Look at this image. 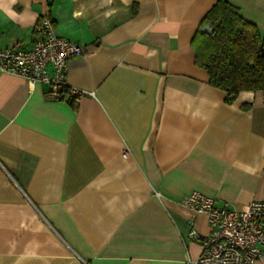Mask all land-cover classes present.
I'll return each mask as SVG.
<instances>
[{
	"label": "crops",
	"instance_id": "1",
	"mask_svg": "<svg viewBox=\"0 0 264 264\" xmlns=\"http://www.w3.org/2000/svg\"><path fill=\"white\" fill-rule=\"evenodd\" d=\"M219 1L264 39V0H0V49L30 48L47 12L86 93L0 71V264H186L210 227L185 197L264 201V95L228 103L195 63Z\"/></svg>",
	"mask_w": 264,
	"mask_h": 264
},
{
	"label": "built area",
	"instance_id": "2",
	"mask_svg": "<svg viewBox=\"0 0 264 264\" xmlns=\"http://www.w3.org/2000/svg\"><path fill=\"white\" fill-rule=\"evenodd\" d=\"M35 33L30 48L15 45L0 49V71L32 84L44 85L54 98L66 90L74 101H78L86 93L67 88L66 76L69 60L81 56L83 47L59 37L47 12L41 15ZM260 92L264 95V89ZM183 205L204 214L210 227L207 236L190 231L189 237L200 242L202 252L186 264L264 262V201H253L245 210L238 211L227 203L217 206L214 199L193 192L184 198Z\"/></svg>",
	"mask_w": 264,
	"mask_h": 264
},
{
	"label": "trees",
	"instance_id": "3",
	"mask_svg": "<svg viewBox=\"0 0 264 264\" xmlns=\"http://www.w3.org/2000/svg\"><path fill=\"white\" fill-rule=\"evenodd\" d=\"M206 25L211 34L201 32ZM193 47L195 63L207 71L211 87L227 94L228 103L242 92L264 89V39L226 2H217L207 12Z\"/></svg>",
	"mask_w": 264,
	"mask_h": 264
},
{
	"label": "water",
	"instance_id": "4",
	"mask_svg": "<svg viewBox=\"0 0 264 264\" xmlns=\"http://www.w3.org/2000/svg\"><path fill=\"white\" fill-rule=\"evenodd\" d=\"M201 32L205 33V34H211L212 33V28L210 27V25H206L205 27H203L201 29Z\"/></svg>",
	"mask_w": 264,
	"mask_h": 264
}]
</instances>
